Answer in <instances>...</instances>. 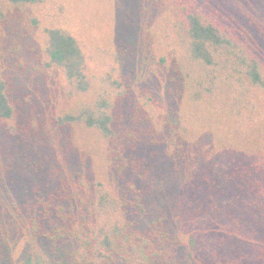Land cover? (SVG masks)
<instances>
[{
  "label": "trees",
  "instance_id": "trees-1",
  "mask_svg": "<svg viewBox=\"0 0 264 264\" xmlns=\"http://www.w3.org/2000/svg\"><path fill=\"white\" fill-rule=\"evenodd\" d=\"M263 2L0 0V264H262Z\"/></svg>",
  "mask_w": 264,
  "mask_h": 264
},
{
  "label": "rangeland",
  "instance_id": "rangeland-1",
  "mask_svg": "<svg viewBox=\"0 0 264 264\" xmlns=\"http://www.w3.org/2000/svg\"><path fill=\"white\" fill-rule=\"evenodd\" d=\"M68 1H70L71 14L73 16V19H75V21L82 26L84 34L87 32L86 26L80 22V19L87 17L88 20L93 19L94 21L96 20L98 13L100 15L103 13V11H105L108 8L112 10V0H84L86 3H83V0H68ZM123 3L126 4L125 2ZM261 7L264 10V2L262 3ZM77 23L72 22V24H77ZM91 31L98 33V26L92 27ZM3 143L2 141H0V186L3 183V179H5L7 175L6 172H10L12 175L15 172V168H9L8 171L5 172L6 166H5V158L3 156L4 155ZM8 176L10 177V174H8ZM260 240L264 242V238L262 235L259 239L253 241H260ZM261 263L264 264V260H262Z\"/></svg>",
  "mask_w": 264,
  "mask_h": 264
}]
</instances>
